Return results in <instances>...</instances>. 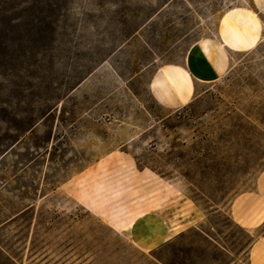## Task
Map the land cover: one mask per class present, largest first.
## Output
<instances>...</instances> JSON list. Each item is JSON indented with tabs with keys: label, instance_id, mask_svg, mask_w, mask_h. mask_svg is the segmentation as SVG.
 I'll return each instance as SVG.
<instances>
[{
	"label": "rangeland",
	"instance_id": "rangeland-1",
	"mask_svg": "<svg viewBox=\"0 0 264 264\" xmlns=\"http://www.w3.org/2000/svg\"><path fill=\"white\" fill-rule=\"evenodd\" d=\"M243 7L258 46L228 51L187 106L159 105L157 66ZM258 120L264 0H0V264L245 263L232 204L264 214Z\"/></svg>",
	"mask_w": 264,
	"mask_h": 264
},
{
	"label": "crops",
	"instance_id": "crops-1",
	"mask_svg": "<svg viewBox=\"0 0 264 264\" xmlns=\"http://www.w3.org/2000/svg\"><path fill=\"white\" fill-rule=\"evenodd\" d=\"M243 9H248V10L255 12L254 10L249 9V8L243 7ZM223 17H222V19H223ZM220 24H221V21H220ZM220 24H219V28H218V39L206 38V39L200 40V41L196 42L195 44H193L192 47L187 52V55L185 57L183 64H168V65L163 64V65L157 66L155 72L153 73V75L149 81L148 90H149L151 96L153 97V99L159 105H161L162 107H165V108H169V109H177V108L185 107L188 104H190L196 98L198 85H200V84H213V83H204V82L200 81L198 79V77L196 76V72H197L198 68L196 66H193L190 63L191 53L200 44H202L206 41H209V42L221 45L222 46V56L225 57L227 60V69H228V65H229L228 51L234 52V50L229 48L224 43L222 36H221V33H220ZM262 25H263V23H262ZM262 32H263V28L261 31V35H262ZM125 44H134V43L132 41H127ZM155 63H156V60L152 64L154 65ZM149 66H150V64L147 65L145 68H148ZM168 67L169 68H180L181 70H180V72L177 73L178 75L171 80L167 81V80L161 78L160 79V82H161L160 85L161 86L160 85L157 86V82L159 81L158 79L160 78L158 76L159 75L161 76L164 72H166ZM184 71H186L188 74ZM177 79H178V81H177ZM155 80H157V81H155ZM168 82L170 84H168ZM175 84H177V85H175ZM171 86H172V88H171ZM162 87H163V89H162ZM163 90H165V91H163ZM173 92H176L178 95H174ZM258 185H259L258 186L259 191H261V192H260V194H257L255 196L259 197L262 195L263 196V202H264V174L260 177ZM237 204H238V201H236L232 204V215L234 216L236 223H238V225H240V227L242 229H244L248 235L249 234L252 235V242L248 244V246L245 250L246 262L243 264H264V214L259 219L254 218V217L253 218L244 217V214L242 213V206H236ZM258 208H259V211L262 212L264 206H258ZM152 219H154V217H152ZM196 219H197L196 215L191 216V223H196ZM254 219L258 221V223L255 225L253 224ZM244 220H247L246 224H243V225L239 224V223H241V221H244ZM161 225H164L163 224V218H162L160 226ZM169 228H171L172 230H170ZM178 229L179 228H177V226L174 223H172L169 227H166L165 232L167 234V238L163 243L167 242L168 240L171 239V237L176 235L173 233L178 231Z\"/></svg>",
	"mask_w": 264,
	"mask_h": 264
},
{
	"label": "bare ground",
	"instance_id": "bare-ground-1",
	"mask_svg": "<svg viewBox=\"0 0 264 264\" xmlns=\"http://www.w3.org/2000/svg\"><path fill=\"white\" fill-rule=\"evenodd\" d=\"M262 28V22L256 13L243 8H236L224 15L220 24V33L224 43L229 48L234 52L241 53L253 50L258 46L261 41ZM190 56V63L198 68L196 76L204 83H215L221 80L227 71V60L222 56V46L219 44L206 41L197 46ZM180 70V68L168 67L167 71L161 75L162 77L158 76L160 78L157 86L161 84V78L167 81L171 80L178 75ZM168 84L170 83L168 82ZM173 94L178 95L176 92Z\"/></svg>",
	"mask_w": 264,
	"mask_h": 264
},
{
	"label": "trees",
	"instance_id": "trees-1",
	"mask_svg": "<svg viewBox=\"0 0 264 264\" xmlns=\"http://www.w3.org/2000/svg\"><path fill=\"white\" fill-rule=\"evenodd\" d=\"M241 121H242V120H239V122H241ZM258 121H259V122H258L259 124L264 125V122H262V121H260V120H258ZM4 254H5L6 261H7L8 264H15V262H14L12 256L9 254L8 251H4ZM156 259H157L158 261H160L161 263L166 264L165 260H164L162 257L157 256Z\"/></svg>",
	"mask_w": 264,
	"mask_h": 264
}]
</instances>
